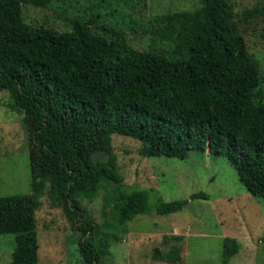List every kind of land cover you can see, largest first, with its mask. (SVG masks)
Here are the masks:
<instances>
[{"label": "trees", "instance_id": "16d2710c", "mask_svg": "<svg viewBox=\"0 0 264 264\" xmlns=\"http://www.w3.org/2000/svg\"><path fill=\"white\" fill-rule=\"evenodd\" d=\"M54 1L0 0V93L37 119L32 140L58 161L82 264H111L110 243L137 216H168L209 199L196 193L151 205L148 191L123 189L114 135L141 142L145 157H226L248 193L264 200V77L229 0L155 17L146 52L93 17L68 21L71 29L62 32L25 21L24 5L49 9ZM101 192L103 224L82 204ZM37 207L31 193L0 197V236L16 237L11 264H39L31 241ZM184 241L164 236L154 259L181 263ZM239 250L236 239L225 238L222 264Z\"/></svg>", "mask_w": 264, "mask_h": 264}, {"label": "rangeland", "instance_id": "374dc122", "mask_svg": "<svg viewBox=\"0 0 264 264\" xmlns=\"http://www.w3.org/2000/svg\"><path fill=\"white\" fill-rule=\"evenodd\" d=\"M229 1L264 77V0ZM201 6L202 0H56L49 9L24 5L23 17L35 26L61 32L71 29L68 21L93 17L100 25L117 30L135 49L146 52L154 37L149 29L155 17ZM247 11L251 13L244 14ZM37 129V119H26L24 112L12 107L9 93L1 92L0 197L28 193L36 197L37 230L31 241L37 242L39 264H82L81 233L72 229L76 217L68 211L62 171L56 158L35 146L32 137ZM111 144L123 189L148 191L151 205L190 200L196 193L209 196L190 201L172 215L137 216L120 232L121 239L110 243L111 264H169L154 259V250L166 235L185 239L178 264H222L223 243L228 237L240 244L230 264H264V200L248 193L228 158L208 151L190 152L186 159L145 157L141 142L121 135H114ZM103 195L82 201L91 220L99 224L105 222ZM15 247V236H0V264L12 263Z\"/></svg>", "mask_w": 264, "mask_h": 264}]
</instances>
